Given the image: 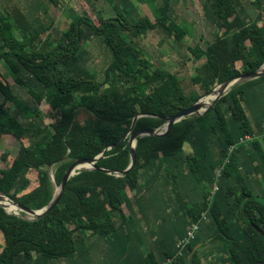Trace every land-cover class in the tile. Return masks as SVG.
Masks as SVG:
<instances>
[{
    "label": "trees",
    "instance_id": "1",
    "mask_svg": "<svg viewBox=\"0 0 264 264\" xmlns=\"http://www.w3.org/2000/svg\"><path fill=\"white\" fill-rule=\"evenodd\" d=\"M142 1L144 15L137 20L117 5L115 16L104 17L82 2L85 12L73 13L53 42L44 39L52 20L47 25L36 14L0 8V63L33 103L27 106L0 71V142L10 136L18 143L14 155L1 157L0 191L17 204L42 209L55 194L49 169L60 185L76 160L103 154L96 169L69 179L46 216L28 220L0 206V264L34 256L46 262L69 258L78 253L83 233L115 236L132 220L141 181L172 165L185 167L193 180L188 178L200 186L201 200L189 205L181 199L186 204L179 212L189 221L183 233L180 225L173 232L179 235L175 247L170 240L163 242L160 255L149 251L138 264L169 259L168 264H203L201 243H219L223 264L264 263V194H256L252 183L264 176V112L256 118L257 112L246 105L248 93L264 76L237 83L204 115L175 123L166 135L139 137L136 164L122 174L131 163L130 133L161 128L217 85L264 65V0H248L253 7L248 20L237 0H206L204 16L217 32L211 42L188 46L197 65L193 81L203 90L191 95L177 73L156 65L137 45L150 31L163 29L183 42L190 30L173 16V0ZM48 2L60 5V0ZM88 33L110 52L102 79L82 64ZM252 94L257 98L256 91ZM7 102L15 105L13 111ZM246 135L262 137L240 144ZM195 222L200 231L175 257L178 241ZM203 229L209 237L199 235Z\"/></svg>",
    "mask_w": 264,
    "mask_h": 264
},
{
    "label": "rangeland",
    "instance_id": "2",
    "mask_svg": "<svg viewBox=\"0 0 264 264\" xmlns=\"http://www.w3.org/2000/svg\"><path fill=\"white\" fill-rule=\"evenodd\" d=\"M15 1L16 0L9 1L8 7L10 8L11 4H14ZM237 1L239 2L240 7L242 6V8H239L242 16L247 20L250 19L253 14V7L251 3L248 0ZM2 2L4 1L0 0V8L3 7ZM24 2L28 5L26 4V11L23 12L36 14L34 17H37L38 15L40 23L49 25L50 20L53 21V27L48 31L49 35L46 33L44 38H49L50 42H53L55 39H59L61 37L65 28L64 26L70 23L73 13H75V15H82L85 12L82 2L85 6H89L92 12V8H94L96 12L100 13L104 17L116 15L114 5H117L121 9L125 10L131 20H137L139 17L144 15V11L140 7V4L143 2L142 0H60L59 7L50 5L48 0H23L22 3ZM204 3H206V0H173V16L178 23L186 26L191 32V34L184 38L183 42H178L174 34H170L163 29L150 31L143 38L137 40V45L144 51L145 55L152 62L168 69L171 72L177 73L185 92L189 95L201 93L203 90L193 81L197 74V65L194 62V57L188 50V46L194 47L197 43L203 45L206 41L211 42L214 40L217 32V26L211 23L204 16ZM29 4H31L32 8ZM35 9H37V12ZM10 11L14 13L13 9H10ZM28 16V19L31 17L34 18L33 15ZM34 22L35 21H33V23ZM21 32V29L17 31L19 36ZM84 50L85 53L83 54L82 60L83 66H86L88 70H90L89 72L91 74H95L99 79H102L103 71L110 61V52L105 48L99 38H96L89 33L86 36ZM0 71L9 82V85L14 93L21 98L27 106H32L33 103L27 94L26 88L20 87L15 83L12 74L2 63H0ZM241 82L244 81H240L238 83ZM219 86L220 85L214 87L211 92L219 88ZM253 91H256L257 98H254V95L252 94ZM209 95L206 94L203 97L207 98ZM0 101H4L1 94ZM246 105L248 108L254 109V111L258 112V114L264 112V82L255 86L248 93ZM7 106L11 111L15 109V105L12 102H7ZM250 113L252 114L251 120L254 122L255 117L252 111H250ZM132 136L133 134L130 133L128 135V139L130 140ZM130 144L133 145V142ZM17 150V141L13 137L4 136L0 142V167H4L5 165L1 158L3 157L2 155H5V158H8L6 155L8 156L10 154L12 156V154L14 155ZM184 169L185 167L172 165L171 167H168L166 171L161 173L162 175L160 174L159 178L151 181L152 189H150L148 193H144V197L139 200V204H137L134 208L135 213L132 220L128 222L129 226H132L131 224H133L136 228L138 223L141 221L140 219H151V221L147 222L146 226L153 229L154 241L158 243L160 241H169V238L173 236L172 232H175V229L178 228L182 219H186L182 216V213L179 212L180 206L186 204L183 203L184 201L188 202L190 205L191 200L194 202L197 198H199L198 192L200 190V186H198V184L194 181L195 185L190 181H183L186 177H190L193 180L192 176H188ZM49 174L56 192L59 185L55 182L54 170L52 168L49 169ZM263 179L264 176L263 178H260L259 183L261 184V187L255 186L254 188L256 194H260L261 188H264ZM252 183L254 182L252 181ZM190 189L194 192L190 191ZM0 194L5 197L2 193ZM192 196L196 197V199H193ZM178 198H180V201ZM182 198L185 199L183 202L181 201ZM9 200L14 203L11 199ZM144 201H147L148 206L142 204ZM19 213L22 216L24 215L31 218L30 215L24 214L21 211ZM10 214L14 215L15 213ZM141 222L143 224L144 220ZM78 259L79 257L77 260ZM220 259L221 258L219 257H212V260L207 258L204 264H223V261ZM70 261V263H72V259ZM15 264L28 263L22 262L21 259H18Z\"/></svg>",
    "mask_w": 264,
    "mask_h": 264
},
{
    "label": "crops",
    "instance_id": "3",
    "mask_svg": "<svg viewBox=\"0 0 264 264\" xmlns=\"http://www.w3.org/2000/svg\"><path fill=\"white\" fill-rule=\"evenodd\" d=\"M3 7L7 10H15L18 9L22 13L26 14L23 11H26V2L22 3L23 0H16L14 4L12 3L10 8L8 7V2L13 0H2ZM21 1V2H20ZM28 5V4H27ZM31 7V4H29ZM256 113V112H255ZM256 118H258V112L255 114ZM151 173V172H150ZM149 173V175H150ZM146 176L144 180V184H142V191L140 192V197H138L137 201L134 202V208L139 204V200L144 197V193H148L150 189H152L151 181L156 178H159L160 175L153 172L150 176ZM253 185L260 186L259 180L257 178H253ZM183 181H190L195 185L191 179L186 177ZM193 185V187H194ZM192 191V189H190ZM194 192V191H192ZM199 198L196 201L201 200V191L199 190ZM260 194H264V188H261ZM196 199V197H193ZM191 198V199H192ZM192 202V201H191ZM141 204V203H140ZM142 204L148 206L147 201H144ZM139 220V219H138ZM144 220L143 224L140 221L136 228L133 224L132 226H123L120 232H118L113 237H102L100 235L87 233L86 235L83 233L81 236L83 240L79 243L78 253L73 257L61 258V259H53L51 261L46 262L38 256H34L32 260L27 261L28 264H138L139 261H142L143 258L148 254L149 251H155L156 254L160 255V247L162 246L163 241L159 243L154 241V232L153 229H150L147 225L148 221L151 219H140ZM186 221V222H185ZM189 219H184L180 222V230L182 233L185 231L186 227L185 223H188ZM173 235V232H172ZM201 237H207L209 233L203 229L199 234ZM174 236V237H173ZM173 236L169 238L171 241L172 249L175 247V242L179 238L178 233H175ZM209 237V236H208ZM169 241V242H170ZM205 243V241H204ZM166 244V243H165ZM203 243L199 244L198 248L201 249L202 263L204 264L207 258L212 260V257L218 258L220 257L219 250H224L219 243H210L206 246H202ZM128 254V255H127ZM79 259L77 260V258ZM227 257V255H224ZM72 259V263H70ZM22 262H25L22 260Z\"/></svg>",
    "mask_w": 264,
    "mask_h": 264
},
{
    "label": "water",
    "instance_id": "4",
    "mask_svg": "<svg viewBox=\"0 0 264 264\" xmlns=\"http://www.w3.org/2000/svg\"><path fill=\"white\" fill-rule=\"evenodd\" d=\"M263 68H264V65L256 72L240 74V75L230 79L229 81L221 84L220 86L228 87L229 85H231V87H233L234 85H236L240 81L253 80V79L259 78L261 76H264ZM213 92H211V93H213ZM211 93H209V94H211ZM224 94L225 93L222 92L203 113L199 112L201 107H202V105L200 103L201 99L203 98L202 97L194 105H192L190 108L183 110V111L177 113L176 115H173V116L167 118L166 123L161 128L155 129V130H141V131L136 132L132 136V138L129 140V143L135 141V144H133V145L130 144V146H131V163L128 166V168L122 172V174H128L134 168V166L136 164L135 148L137 145V139L139 137L149 136V135L163 136V135L168 134V132L171 130L172 126L175 123H177L183 119H186L188 117L204 115ZM102 157H103V154L99 155L95 159H78V160H76L68 168V170L64 174L62 182L59 185V188H60L59 192H55L53 199L51 200V202L46 207L39 209V210H33V209L24 207V206L14 202L17 205V207L21 210V212H23L24 214L30 215L31 218H28L27 216H24V215L22 216V215L16 214V213L14 215L23 217V218L28 219V220H36V219H40V218L46 216L58 205V203L62 197L63 191H64L66 184L69 181V179L71 177L79 174L80 171H82V170L96 169V162ZM0 193H2V192L0 191ZM3 195L6 198L10 199L5 194H3ZM1 198H2V195L0 194V199ZM0 206L3 207L7 213L10 214V212L7 210L5 205L0 203ZM257 264H264V263H257Z\"/></svg>",
    "mask_w": 264,
    "mask_h": 264
},
{
    "label": "built area",
    "instance_id": "5",
    "mask_svg": "<svg viewBox=\"0 0 264 264\" xmlns=\"http://www.w3.org/2000/svg\"><path fill=\"white\" fill-rule=\"evenodd\" d=\"M262 136H264V132H263ZM262 136L246 135L244 138L241 139L240 144L246 145V144L252 142L255 138L259 139ZM218 173H219V171H218ZM215 190H217V186H215ZM205 215L206 214L204 213V217H205ZM199 231H200V223L199 222L192 223V225L188 228L186 235L178 241V243H177V250L178 251H177L175 257H177L178 255H181L183 249L196 238ZM170 261H171V259H169L165 264H168Z\"/></svg>",
    "mask_w": 264,
    "mask_h": 264
},
{
    "label": "bare ground",
    "instance_id": "6",
    "mask_svg": "<svg viewBox=\"0 0 264 264\" xmlns=\"http://www.w3.org/2000/svg\"><path fill=\"white\" fill-rule=\"evenodd\" d=\"M264 70V68H263ZM231 89V85H229L228 87H224V86H219V88H217L213 93H211L207 98H204L200 101L202 107L200 109V113H203L213 102L214 100L222 93V92H226L229 91ZM133 144H135V141H133ZM52 173V172H51ZM60 188L57 187L56 192H59ZM0 203L5 205L7 210L10 213H16V214H20L19 212L21 211L17 205L15 203L10 202V200L6 197H3L0 199Z\"/></svg>",
    "mask_w": 264,
    "mask_h": 264
}]
</instances>
